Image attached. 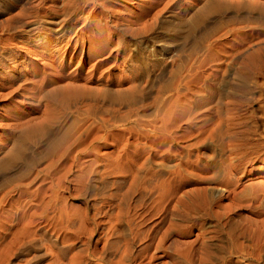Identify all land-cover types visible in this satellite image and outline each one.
<instances>
[{
  "label": "rangeland",
  "instance_id": "rangeland-1",
  "mask_svg": "<svg viewBox=\"0 0 264 264\" xmlns=\"http://www.w3.org/2000/svg\"><path fill=\"white\" fill-rule=\"evenodd\" d=\"M107 1L90 27L84 0H0L4 37L81 18L68 52L41 59L31 43L15 48V74H28L18 95L0 99V264H264V26L202 17L193 36L174 40L162 25L185 22L195 0ZM149 38L171 49L154 58ZM76 49L84 62L70 57ZM59 69L60 84L76 78L86 93L76 105L38 95L56 86L42 75ZM44 110L61 119L62 141L40 154Z\"/></svg>",
  "mask_w": 264,
  "mask_h": 264
},
{
  "label": "bare ground",
  "instance_id": "bare-ground-1",
  "mask_svg": "<svg viewBox=\"0 0 264 264\" xmlns=\"http://www.w3.org/2000/svg\"><path fill=\"white\" fill-rule=\"evenodd\" d=\"M106 1L107 0H84V3L88 4V6L91 5L92 6V9H91V11H89L88 15H86L85 17L82 18L83 19V25H87L88 24V26L92 27L91 25H89V18L90 17H102L103 14H106L108 12L107 11L108 4L106 6ZM195 1L197 2L198 7L194 11H191L189 8L186 7V9L183 12H181L182 15L179 16V17H184V18L185 17H188L185 22H179V21L178 22H175V23L169 22V23H166V24L162 25V29H163L162 30V33H166V34H163V35H167V36H169V38L174 39V40H178V37L182 35V32H184V34H183L184 37H188V35H190L191 33H192V36H193V32L195 31V29H197V27L202 23V17H247V18L250 17V18L254 19L256 23L257 22L260 23L259 26L260 25L261 26H264V0H195ZM107 2L109 3V1H107ZM166 2L167 1H165L164 5H162L159 9H157L156 11H154V13L152 14V17H157L160 14L161 10L164 9L165 6H166V4H167ZM98 7L101 8V11H100V8H99L98 13L96 15H93L92 16L93 10L96 9V8H98ZM191 8H192V6H191ZM141 12H143V11H141ZM132 17H135V16H132ZM63 18H61V20L60 19L59 20H55V19L53 20V18H50L51 20L49 22L47 20L48 23H46V24H49L51 26H53V25L55 26L56 25L57 28H54V30H50L48 33H46V34H44L42 36H40V35L39 36L38 35L27 36V35H23V34H20V35H18V34L17 35H14V34L11 35L10 34L7 37L6 36L4 37L2 35L3 36L2 37L0 35V99L3 98V97H7V96L10 98V96L12 97L14 95H18L19 92H20V90L22 89V86L23 85L22 84L15 85V82H17V81H19L21 79L22 80L24 79L23 81H25V79L27 78V77L25 78V75L28 74V73H25V74L23 73L24 74V77H20L19 74L18 75L15 74V67L12 66V63H14V62L16 63L15 60L18 58V52L15 50V48H17V47L20 48L19 45H18V43H21V45H22V43H31L32 45H34L35 46V52L39 54L38 56L41 59H43V58H45V59H47V58L48 59H51L52 57H55V54H63L65 51H67V47L69 46V44L71 42V39L76 38L77 32L74 35L72 34L73 35L72 38H71V36H69L70 39L69 40L66 39V42L65 43H63V40H64V38L67 35H71L72 29H73L72 26H73L74 22L76 20L81 19V18H79V17L76 18V19L74 18V20L73 19L72 20L71 19H68L67 20V18L65 20V17H63ZM181 21H183V20H181ZM243 22H245V20ZM251 25H252V23H251ZM31 26H32V24H31ZM36 27H37V25L34 26V24H33L32 28H30V29L31 30L33 29L34 30V28H36ZM249 28H251V27H249ZM200 29H201V27H200ZM143 30L141 29L142 32H143ZM87 32H88V30H87ZM89 32H91V29L90 28H89ZM199 33H201V31ZM30 35H32V34H30ZM239 35H240V33H239ZM192 36H190V37H192ZM152 38H149L151 40L143 41L142 43H144V44H142V45H143V48H146V49L147 48H152L151 45L154 46L151 49V52H152L151 53V56H153L154 58H155V56H157L159 50L166 51L167 49H169L171 47L170 46V42H163L162 44L161 43L155 44L157 41H160V40L159 39H156V42H155V40L152 39ZM120 39H122V37ZM76 42H77V40H76ZM61 43H63V44H61ZM183 43L185 44V42H183ZM243 44H245V43H243ZM193 47H195V46H193ZM21 48H22V46H21ZM60 48H61V50H59ZM69 48L70 47H68V50H69ZM5 49H9L8 53L4 51ZM179 49H181V48H179ZM31 50H33V49L31 48ZM46 51H49L52 54L48 57L47 56L48 55L47 53H49V52L46 53ZM79 53L82 56V58H81L82 61L84 62L85 59L83 57V52L81 50H77V49L76 50H73L71 52L70 57L71 58H76V56H78ZM91 53H93V49L89 47L88 48V60L91 59ZM28 54H29V52H28ZM91 66H92V70L90 68L91 72L89 71V75H87V78H89V77L91 78L92 77V79H93L94 78L93 75H95L94 73L96 71V68H95L96 64H91ZM18 70H21V69H18ZM53 74H54V72H53ZM30 76H32V74ZM46 77H47V73H46V75H42V77H41V83L44 81V85H46L48 82H50L49 83L50 85L53 84V83H55L56 86H54L52 88H49V89H46V91H43V90L41 91V89H39L38 90V95H40L42 93L41 96H43V97H46L47 96L50 99V101H52V102H54L56 100L58 101L59 100L58 97H60V99L62 100V99H64L66 97V95H68L69 97H66L65 100H71V101L73 100V101H75V104L74 105H76V103L78 102L79 99H81L84 95L86 96V93L80 92L79 91L80 88H78V86L74 84L75 82H77V81H75L76 78L69 77V79H70L69 81H65V84H60L61 82H64V78H65V75L63 74V70L62 69H59L58 70V73L55 74V76H54L53 79H50V77H49V79L47 80ZM92 79H89L88 82H93ZM46 80H47V82H46ZM65 80H67V76H66V79ZM86 83H87V81H86ZM35 86H34V89L36 88ZM30 90H32V89H30ZM36 90H37V88H36ZM81 91H82V87H81ZM92 95H91V92L90 93L89 92L87 93V96L88 97L92 96V100H93L94 99V94H92ZM96 101H98V100H96ZM56 102H54V103H56ZM66 103H62L61 102V105L60 106H62L61 107L62 110H65ZM76 108H78V107H76ZM45 110H47V109L45 108ZM45 110H44V112H45ZM48 110H49V108H48ZM51 111L54 112V109H52V110L50 109V112ZM60 111H59V113H60ZM90 111H91V109H89V112ZM44 112H43L42 119H41V121L39 123L41 125H38V126H40L42 128L38 131L39 136H40V139L39 138L38 139H39L40 142L37 141V143L39 142V144H40L41 143V140L43 138H45L46 139V145L43 144L45 146L43 148V150L37 151L40 154H42L44 152L54 151V150L58 149V144H60L59 142L62 141V140L57 141V139L59 137H61V135H59L60 131H59L58 127H57V126L60 125V123H62L61 122V119H59V117H55V118H54V116L51 117V115H48L46 112L45 113ZM8 114H9V112L7 113V116H11V117H8L7 120H9L10 118L13 117V115H8ZM57 116H58V114H57ZM5 125H9L8 127H10V128H8V130L15 128V126H18L17 124H8V123L5 124ZM106 127H107L106 130H108L109 129L108 128L109 126H106ZM7 163H8V161H7ZM2 164H3V161H2ZM4 164H5V162H4ZM46 171H44V173H43L45 175V177H52V175L55 174L57 170L55 172L54 171H51V172L47 171L46 172ZM62 175L60 174V176H62ZM61 178L62 177H60V179Z\"/></svg>",
  "mask_w": 264,
  "mask_h": 264
}]
</instances>
